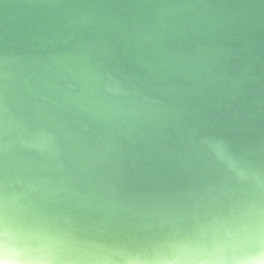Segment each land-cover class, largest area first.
<instances>
[{"label": "clouds", "instance_id": "obj_1", "mask_svg": "<svg viewBox=\"0 0 264 264\" xmlns=\"http://www.w3.org/2000/svg\"><path fill=\"white\" fill-rule=\"evenodd\" d=\"M0 264H264V0H0Z\"/></svg>", "mask_w": 264, "mask_h": 264}]
</instances>
